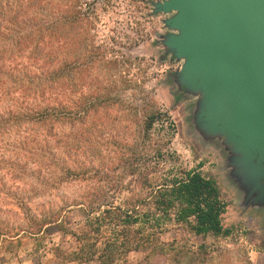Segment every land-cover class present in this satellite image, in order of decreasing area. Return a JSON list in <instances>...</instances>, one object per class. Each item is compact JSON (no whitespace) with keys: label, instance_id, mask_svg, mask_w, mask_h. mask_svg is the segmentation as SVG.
Returning a JSON list of instances; mask_svg holds the SVG:
<instances>
[{"label":"rangeland","instance_id":"374dc122","mask_svg":"<svg viewBox=\"0 0 264 264\" xmlns=\"http://www.w3.org/2000/svg\"><path fill=\"white\" fill-rule=\"evenodd\" d=\"M159 1L0 0V6L12 5L16 16L12 32L0 36V264H87L76 260L77 238L65 228L85 220L84 200L95 188L98 169L114 174L128 152L155 148L156 132L146 144L140 137L142 118L151 110L168 113L176 126L164 137L171 139L166 149L174 152L163 159L166 165L216 180L227 204L222 222L228 232L196 234L188 224L169 222L159 234L161 250H133L128 264H264L263 194L249 195L224 139L199 128L200 96L179 84L183 60L163 44L171 32L164 23L170 15L154 13ZM22 4L29 7L27 24L19 22ZM70 6L79 11L72 46L61 35L59 47L61 63L74 62L75 78L67 87L73 86L76 102L107 98L105 92L116 103L104 113L93 112L84 124L12 117L8 106L20 93L16 90L28 88L31 76L39 74L30 60L40 65L29 57L33 47L20 52L19 38L32 25L53 20L50 10L60 8L63 16ZM37 10L42 15L34 20Z\"/></svg>","mask_w":264,"mask_h":264},{"label":"trees","instance_id":"16d2710c","mask_svg":"<svg viewBox=\"0 0 264 264\" xmlns=\"http://www.w3.org/2000/svg\"><path fill=\"white\" fill-rule=\"evenodd\" d=\"M62 11L63 16L60 8L50 10L48 15L53 20L39 27L32 25L29 34L19 38L20 52L33 47L29 57L40 65L30 60L31 67L39 74L31 76L28 88L16 90L20 93L14 95L8 106L12 117L24 116L28 121L37 122L79 120L84 124L93 112L101 110L104 113L116 103L113 98L109 100L105 92L107 98L92 96L75 101L73 86L67 87V81L75 78L74 62L63 65L59 47L64 46L62 36L69 47L72 46L74 18L79 11L75 6ZM28 13L29 7L22 4L18 13L22 17L21 24H27ZM32 15L36 20L42 13L37 10ZM14 17L12 5L0 6V36L12 32ZM2 39L0 37V43ZM175 129L168 113L145 112L140 137L146 144V139L150 140L156 132L159 138L153 142L155 148L145 154L140 150L128 152V161L122 160L114 174L108 168L94 173L95 188L83 204L87 210L85 220L75 229L65 228L77 238L81 251L76 258L79 263L128 264L127 255L133 250H148V253L161 250L158 248L162 244L159 234L169 222L188 224L196 234L228 232L222 222L227 204L216 180L181 165L167 166L163 160L174 154L166 149L171 139L165 141L164 137ZM164 130L167 132L162 133ZM138 153L142 155L139 158Z\"/></svg>","mask_w":264,"mask_h":264},{"label":"water","instance_id":"95a60500","mask_svg":"<svg viewBox=\"0 0 264 264\" xmlns=\"http://www.w3.org/2000/svg\"><path fill=\"white\" fill-rule=\"evenodd\" d=\"M154 13L170 15L163 44L200 96L199 128L224 139L249 195L264 197V0H163Z\"/></svg>","mask_w":264,"mask_h":264},{"label":"flooded vegetation","instance_id":"af4514ba","mask_svg":"<svg viewBox=\"0 0 264 264\" xmlns=\"http://www.w3.org/2000/svg\"><path fill=\"white\" fill-rule=\"evenodd\" d=\"M261 182L264 184V170L262 169Z\"/></svg>","mask_w":264,"mask_h":264}]
</instances>
